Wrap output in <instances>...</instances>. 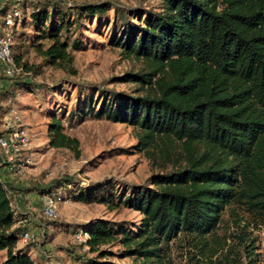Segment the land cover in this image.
Returning <instances> with one entry per match:
<instances>
[{
	"label": "trees",
	"instance_id": "16d2710c",
	"mask_svg": "<svg viewBox=\"0 0 264 264\" xmlns=\"http://www.w3.org/2000/svg\"><path fill=\"white\" fill-rule=\"evenodd\" d=\"M155 1L129 11L110 1L68 9L49 0L5 2L0 35L7 14L20 12L11 26L19 72L0 89V137L12 130L5 118L17 92L34 90L24 75L47 67L76 75L73 52L83 42L73 33L86 21L105 26L113 11L109 42L136 63L118 80L132 88L77 85L71 110L46 95L40 104L51 147L79 156L80 141L66 127L74 118H105L135 129L134 148L152 170L146 184L119 189L109 180L77 193L80 201L141 215L134 224H86L93 254L86 264H264L255 232L264 229V0ZM31 51L39 62L26 59ZM69 183L41 193L55 198ZM11 193L0 180V264H36L38 240L23 242L26 224Z\"/></svg>",
	"mask_w": 264,
	"mask_h": 264
},
{
	"label": "rangeland",
	"instance_id": "374dc122",
	"mask_svg": "<svg viewBox=\"0 0 264 264\" xmlns=\"http://www.w3.org/2000/svg\"><path fill=\"white\" fill-rule=\"evenodd\" d=\"M26 1L41 3L48 0ZM49 1L59 2L65 9L78 4L110 1L126 11L141 5L157 4L155 0ZM108 18L109 22L99 29L96 28V20L86 21L78 33H73L83 42L81 49L73 52L76 75L65 69L47 67L36 77L24 75L28 82H33L34 90L25 89L15 95L14 107L20 112L30 146L13 159L0 149V176H3V181L12 192L17 214L24 217L25 231L31 232L38 240L33 254L38 264H66L69 257H75L81 264H86L93 254L85 250L75 236L79 232H86L85 225L94 219L125 221L130 224L141 220L140 213L132 209L123 206L111 209L107 204L86 203L76 198L81 189L109 180L115 182L119 189L147 183L152 170L147 158L134 148L137 142L135 129L105 118L87 117L80 121L74 118L72 127H66V133L79 139L78 156L72 150L51 147L46 129L48 118L43 115L40 105L46 95L52 105L57 100V105L67 111L71 110L77 104V85L105 90L132 88L130 83L120 82L118 77L135 68L136 63L124 59L120 49L110 44L113 11L108 14ZM26 59L30 63L40 61L33 51L27 54ZM12 79L0 74V89L8 86ZM59 84L62 91L53 92V86ZM1 129L6 127L2 125ZM4 166L7 169L3 170ZM67 179L71 183L54 191L58 217L55 220L46 218L43 209L45 197L49 194L45 192V195L41 190H56L54 187ZM255 232L260 237L264 255V229L259 228ZM2 260L3 256L0 255V262Z\"/></svg>",
	"mask_w": 264,
	"mask_h": 264
},
{
	"label": "built area",
	"instance_id": "2783aa9c",
	"mask_svg": "<svg viewBox=\"0 0 264 264\" xmlns=\"http://www.w3.org/2000/svg\"><path fill=\"white\" fill-rule=\"evenodd\" d=\"M7 2L8 0H0ZM19 2L20 0H15ZM20 16L18 10L9 12L5 18V30L0 35V74L6 78H13L19 72V68L14 62L11 50V26L15 24L16 18ZM5 120L12 128L7 135L0 137V146L5 154L13 159L15 155L20 154L23 150L29 149L30 142L27 136V131L22 122L19 110L12 106L7 112ZM44 215L51 219L58 217L56 199L53 196H46L44 201ZM76 241L84 245V249L88 250L87 232H79L75 236ZM23 242L37 241L36 237L29 231H25L22 235Z\"/></svg>",
	"mask_w": 264,
	"mask_h": 264
},
{
	"label": "crops",
	"instance_id": "0c3cea01",
	"mask_svg": "<svg viewBox=\"0 0 264 264\" xmlns=\"http://www.w3.org/2000/svg\"><path fill=\"white\" fill-rule=\"evenodd\" d=\"M3 4H4V2L0 1V7H2ZM2 87H3V86H2ZM2 169H3V170H4V169H7V167L4 166V167H2ZM4 179H9V177H8V178H7V177H4ZM0 180H3V176H2V178H1V176H0ZM70 255H71V256H74L73 253H71ZM36 264H38L37 261H36ZM51 264H53V263L51 262ZM56 264H57V263H56ZM66 264H81V263H80V261L75 260V257H74V258H70V257H69V261H68Z\"/></svg>",
	"mask_w": 264,
	"mask_h": 264
}]
</instances>
